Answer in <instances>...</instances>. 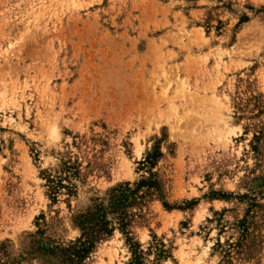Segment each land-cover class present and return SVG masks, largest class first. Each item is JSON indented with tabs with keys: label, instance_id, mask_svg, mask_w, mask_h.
Returning <instances> with one entry per match:
<instances>
[{
	"label": "rangeland",
	"instance_id": "rangeland-1",
	"mask_svg": "<svg viewBox=\"0 0 264 264\" xmlns=\"http://www.w3.org/2000/svg\"><path fill=\"white\" fill-rule=\"evenodd\" d=\"M150 171L144 264H264V0H0V264ZM131 261L116 228L86 264Z\"/></svg>",
	"mask_w": 264,
	"mask_h": 264
},
{
	"label": "trees",
	"instance_id": "trees-1",
	"mask_svg": "<svg viewBox=\"0 0 264 264\" xmlns=\"http://www.w3.org/2000/svg\"><path fill=\"white\" fill-rule=\"evenodd\" d=\"M160 157L161 153L157 149L148 154L141 165L152 170ZM149 173L150 178L141 180L135 190H131L130 184L119 186L113 190L108 206L95 204L89 211L80 214L76 218V225L81 230L80 237L67 244H57L54 241L38 238L44 233L37 232L29 254L38 256L45 264H86L97 246L110 238L117 228L126 237V243L132 253L130 264H144V253L129 232L134 217V214L129 213V209L136 204L141 189L147 188L150 191L160 192L161 188L156 175L151 171ZM52 183L54 195L61 188L68 189L70 194L73 193V187L63 186L60 181L58 183L52 181ZM164 206L168 207L166 203ZM110 215L113 216V221H116L118 227H115L113 222L108 220ZM155 248L159 258H168V251L163 243L159 241Z\"/></svg>",
	"mask_w": 264,
	"mask_h": 264
}]
</instances>
